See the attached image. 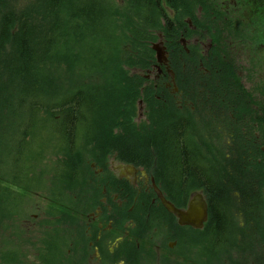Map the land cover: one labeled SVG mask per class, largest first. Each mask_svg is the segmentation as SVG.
Here are the masks:
<instances>
[{
    "label": "trees",
    "instance_id": "obj_1",
    "mask_svg": "<svg viewBox=\"0 0 264 264\" xmlns=\"http://www.w3.org/2000/svg\"><path fill=\"white\" fill-rule=\"evenodd\" d=\"M28 1L30 5H27L26 9L16 11L20 20L18 19L17 23L18 31L16 30L13 37L11 36V43L17 44L19 51H26L30 46L41 50L38 51V55L28 54L22 57L17 54L14 57L16 72L12 74L11 79L14 87L0 94V104L6 106L9 114L15 118L12 122L6 120L9 124L12 123L10 128L12 130L14 128V132L11 131L8 136L7 151L0 154L1 161L7 165H0V219H5L9 213L12 215L11 211L15 210L19 213L16 221L18 222L22 211L20 207L23 208L24 202L27 203L26 200L30 198L27 201L32 202L33 213L38 215L35 222L42 228L45 224L44 205L53 218L60 217V219H53V222H49L51 227L43 230L44 239L41 245L44 252L37 258H49L48 255L51 256L54 252L51 247L55 246V254L60 260L84 264V258L80 262L73 256L76 245L74 234L79 231L77 226L74 227L76 223L71 221L74 215L53 210L59 208L66 211L74 210L79 202L86 200V190L98 188L99 192L98 180L101 175L95 174L91 164L103 169V165L114 158L118 162L144 168L157 180L160 189L173 202L179 201L171 198L174 192H177L178 197L181 193L189 194L191 191L203 190L210 214L208 231L211 230V218L218 215L221 217L223 210L216 205V192L213 191L215 183L205 182V171L219 180V189L228 190L227 183H222L218 177L217 170L222 167L219 162H223L224 170L234 172L237 161L250 160L254 151L246 136L236 135L232 141L233 145L239 142L247 143L248 148L240 147L238 150L237 159L226 151L234 147H227L222 136L216 135L217 139H221L224 150L219 141H217L218 145L215 141H208L201 132V129L208 125L201 119L200 112L197 119L198 117L196 118L188 108H178L168 91L163 87H154L145 75L155 63L153 52L149 47V44L156 39L155 31L158 29L163 33L164 26L169 27L172 21L167 17L168 11L173 12L174 18L193 17L197 14L198 8H201L204 18L218 16L222 13L215 10L217 2L214 0H119L124 4L122 10V3L115 5L112 0H100L104 5L109 6L112 14L108 12L106 16L103 12L100 17H96L94 0ZM179 2H184V6H179ZM83 6L88 14L87 19L85 13L80 11ZM245 9L250 12L249 15L258 13L264 16V7L249 5ZM5 15L8 16L9 12L7 11ZM26 17L29 18L25 20ZM153 17L156 19V25L150 27L148 31V27L144 24ZM166 17V24H163L161 18ZM28 20H31L30 25ZM7 21L4 16L0 30V45L6 50L9 46L4 44L3 34L5 32L8 34ZM98 21L104 23V26L98 29L99 33L96 35L81 29V24H96ZM209 22L210 25L217 24L212 20ZM178 23L181 24L180 19ZM25 26L38 28V32L42 30L45 36L39 38L36 33L30 45L20 36ZM62 30L63 33L60 34ZM222 32L227 30L217 28L213 33H209H212L210 37L214 38ZM41 41L45 42L44 45H41ZM96 43L105 46L106 50L101 53L94 52ZM10 49L9 47V53ZM173 49L179 50V54L176 52L172 55L175 62L179 57L185 62L190 61V55L184 54L178 43H171L170 50ZM9 57L10 55L6 57V61H1L8 71L11 68L9 67L11 64L8 63ZM190 85L192 103L199 106L201 93L196 78L190 81ZM39 86L43 89L42 101L34 99ZM23 91L28 92V97L25 99L22 98ZM29 99H31L30 103H28ZM84 99L91 104L89 109L85 108ZM139 101L146 110L144 111L143 108L142 116L136 123L134 119L137 114L134 116V110ZM106 102L111 108L104 109L105 106L102 104ZM98 118L99 120H95ZM71 121L75 123L74 128L67 126ZM184 121L188 125H184ZM93 126L103 128L107 136L100 137ZM48 127L50 133L46 131ZM40 129L39 137H44L47 148L53 147L55 163L58 164L45 165L47 168L45 174L36 173L42 167L43 154L34 148L35 142L31 139L25 144V148L21 146L22 141L28 140L31 134L32 137H38L36 132ZM159 130L162 134L157 138L155 135ZM16 131L23 135L24 139H18ZM73 135L78 138L76 142L71 140ZM125 141H128L126 145H124ZM73 144L75 147L72 146ZM29 147L30 150H26ZM204 148L211 150L212 154L209 157H203ZM86 154L91 160H87ZM45 170L41 168L42 172ZM72 170L78 173L76 179L71 176ZM162 173L176 176L181 181L188 180L193 186L177 191L178 189L170 185ZM46 177L51 184L44 188L46 192L40 194L41 188L38 186H43ZM10 181L13 185H10ZM231 197L239 202L242 201L232 194ZM34 199L43 200L35 202ZM4 201L7 205H4ZM40 203L42 206L39 205ZM84 208L86 209V206ZM8 227L0 223L1 229L6 230ZM18 234L17 229V239L24 240L23 232ZM60 236L62 239L56 240ZM86 248L84 246L83 251ZM13 253L14 251H11L9 254ZM115 261L116 258L113 259V262Z\"/></svg>",
    "mask_w": 264,
    "mask_h": 264
},
{
    "label": "flooded vegetation",
    "instance_id": "obj_2",
    "mask_svg": "<svg viewBox=\"0 0 264 264\" xmlns=\"http://www.w3.org/2000/svg\"><path fill=\"white\" fill-rule=\"evenodd\" d=\"M222 1L215 3V10L222 13L218 16L204 18L201 8H198L197 16L174 18L173 12L168 11L167 17L172 20L169 27L163 25V33L156 29V39L152 42L162 44L166 62L159 64L155 60L146 76L154 87L166 89L178 108H188L196 118L200 112L204 120H207L205 124L213 127L217 136H222L227 147H239L238 144H232L236 135L247 137L254 153L250 160L237 161L234 172L240 171L245 175V171H248L255 176L246 177L250 190L237 189L235 197L241 200L242 195L258 194L264 198V91L255 92L254 86H244L239 60L241 50L245 48L240 47L239 37L242 33L234 31L235 23H238L241 17L239 9H245L249 5L264 7V0H230L234 3L232 10L225 4L226 0ZM8 3L11 4L12 1L0 0V11L7 9L10 5ZM12 13L16 14V10L11 9L9 15ZM9 15L4 16L8 19ZM245 16L251 19L253 25L257 23L264 25L263 15L257 13ZM3 17L0 19V30ZM167 17L161 18L163 24H166ZM179 19L181 24L178 23ZM211 20L217 24L210 25ZM217 28L227 32L211 38L210 34ZM229 29L231 31H228ZM7 30L11 40L16 29L9 24ZM152 43L149 44L150 49ZM171 43H178L183 53L190 55V61L185 62L179 57L175 62L172 55L176 52L179 54V50H170ZM229 44L231 48L228 53L236 55L239 60L223 52L224 47L228 49ZM254 50H257V54H262L264 42L256 44ZM252 68L261 69L262 72L259 73L263 75H259V79H264V64L258 65L256 59ZM191 71L195 74L200 87L199 106L192 103L190 85L192 79H189ZM215 120L219 121L217 127L214 126ZM107 163L106 171L110 169L114 179L109 178V172L103 171L101 167L95 170L96 175H101L99 178H102L100 190L105 210L99 207L92 209L87 214L88 222L84 226H78L79 231L74 235L77 259L84 258L86 264H113L114 258L118 260L115 264H125L124 261L128 264H230V260L232 264H256L258 245L264 250V242H259L256 247L248 246L243 252L242 246L245 245L242 241H246L244 229L249 227L245 218L235 216L237 220L233 231L235 245L214 249L208 231L209 208L207 221L201 228L180 225L178 218L162 207L154 186L181 211L187 210L193 191L189 194L181 193L178 196L179 201L173 202L160 189L157 180L144 168L115 160ZM95 167L92 165L93 169ZM10 185H13L12 181ZM260 203L264 205V202ZM141 205H146L151 212H159L162 220L159 223L141 224L137 217ZM257 207L256 203L253 209L257 210ZM83 210L85 209L79 208L74 210V213L83 215ZM31 222L30 213L25 224L28 237L32 236ZM181 238L184 239L183 243L180 241ZM84 246L88 248L86 252L83 251ZM228 254L230 255L227 256ZM262 254L261 259L264 258V251ZM230 256L233 258L230 259Z\"/></svg>",
    "mask_w": 264,
    "mask_h": 264
},
{
    "label": "rangeland",
    "instance_id": "obj_3",
    "mask_svg": "<svg viewBox=\"0 0 264 264\" xmlns=\"http://www.w3.org/2000/svg\"><path fill=\"white\" fill-rule=\"evenodd\" d=\"M11 1H12V3L11 4L8 3L10 5L8 6V8L6 7L7 9H2V11H0V19L7 13V11L9 12L11 9H14L16 11L17 10L18 11L24 10L27 8V5H30V1H28V0H11ZM214 1L221 2V0H214ZM223 1H225V0H223ZM112 2H114L115 5L122 3V5H123L122 10H123V8H124L123 2H121L119 0H112ZM225 4H227V7L230 10L233 9L234 3H232V1L226 0ZM239 12L241 14V17H240L238 23H235V25H236L235 32L236 33L237 32L242 33V35L239 37V40L241 41L240 47L245 48V49L241 50L240 60L236 55H232V54L228 53L230 51V48H231L230 44L228 45V49L224 47L223 52H225V54L227 53L228 55L232 56L235 60H236V58H238L239 64L241 67V77H242V81L244 83V86H246V87L254 86L253 89L255 92H262V91H264V88L262 89V86H264V79H261V80L259 79V75H263V74L259 73V72H262V70L261 69H254V68H252V66L255 64L256 59L258 61V65L264 64V52L262 54H257V52H256L257 50H254V47L256 44L264 42V25L261 23H257L255 25H253L251 22V19H248V17L245 16V14L249 15L247 13V12H249L248 10L241 8V9H239ZM196 16H197V14H196ZM0 24H1V20H0ZM228 39L231 40L230 38H228ZM8 50H9V47H8ZM8 50H6L5 48H3L0 45V94H2V92L5 90H11L10 85L13 84V80L11 81L12 75L10 74V71L6 70L5 66L1 63V61H6V57L9 55ZM93 50L96 53H101V52H104L106 50V48H105V46L96 43ZM244 64L246 65V68H244ZM61 69H65V68L61 67ZM66 70L68 72V68ZM116 96H118L117 93H116ZM39 100L42 101V98H40ZM30 102H31V99L28 100V103H30ZM141 107L142 108H140V105L138 102V105L136 106V108L134 110V116H136V114H137L136 118L134 119V121L136 123L139 121L138 112H142L143 108H144V111L146 110V107H143V106H141ZM80 114H82V112H80ZM200 116H201V119L203 120V122L207 121V120H204V116L201 113H200ZM13 119H15V118L9 114L6 106H4L1 103L0 104V154H2V152L5 153V151H7V148H8L7 142L9 139L8 136H9L11 131L14 132V128H13V130L10 128V124H12V123L9 124V122H12ZM197 119H199V117ZM6 120H9V122H7ZM46 131L48 133H50L49 127L46 128ZM36 133L38 134V137H32L33 134H31L30 136H28V140L22 141L21 146H22V148H25V144H27V142L31 139L35 142L34 148L36 150L42 152V154H43L42 155L43 160L41 161V166L46 169L44 172H42L41 171L42 167H40L36 173L37 174H42V173L45 174L47 172V168L45 165H47V166L55 165L56 166L58 164L55 163V157L53 156L54 155L53 147L51 149L47 148L45 145L46 142L40 140L39 134L41 133V129L38 130ZM16 134H17L18 139H24V136L23 135L21 136V134L19 132L16 131ZM26 150H30V147L26 148ZM112 160H115V159L112 158ZM0 165L7 166L5 163H3L1 161V159H0ZM107 167H108V163H106V165H103V171H105L107 173L109 172L108 177L111 179H114V175H113L112 171L110 169H108V171H106ZM91 168H92V164H91ZM98 168H100V167L96 166L95 169H93V168L92 169L95 172V170H97ZM240 170H242V167ZM0 171H1V169H0ZM2 172L3 173L5 172L4 168L2 169ZM100 179L102 180V178H99V180H98L99 184H100ZM44 180H45L44 184L41 183V184H43V186L42 185L38 186V188H41V189H39L40 194L43 192H46L44 188H47L51 184L47 177ZM199 191H202V193L204 195L203 190H197V192H199ZM44 194H46V193H44ZM86 195H87V198L85 200L86 202L85 201L79 202L77 204V207L74 209V210H77L79 208L85 209L84 207L86 206V209L83 210V215H80L79 213L75 214L74 210H72V209L69 211H66L65 209L59 208V209L53 210V211H61L62 213H72V215H74V216L71 217V221H74L76 223V225L74 227L84 226L85 223L88 222L87 214L92 209L99 207L103 211L105 210L104 206L102 205L101 190L100 189H99V192H98V188H96L95 190H91V189L86 190ZM110 196H112V195H110ZM28 197H30V195H28ZM29 199H27V200H29ZM32 199H33V196H32ZM27 200H26V202H28ZM42 200L34 199L35 202H42ZM0 202H1V199H0ZM4 205H7V203L5 201H4ZM39 205L42 206L41 203ZM31 206H32V202H28V203L24 202L23 208L20 207V209H22V211L20 212V219L18 222H16V221H17V215H19V213L16 211H12L13 212V213L11 212L12 215H10V213L7 214L5 219H2V218L0 219V223H2V225H4L5 227H8L9 223H11L10 226L6 230H3L0 228V264H74L72 261L64 262L63 260H60L59 256L57 254H55V246L54 247L50 246L51 249L54 250V252L52 253L51 256L48 255L49 258L48 257L37 258V256L42 255L44 252L42 245H41L43 242V239H44L43 230L48 228V227H51L50 226L51 224L49 222H53V219H60V217L53 218V216L50 215L51 213H48L47 212L48 210L45 209V206L43 205V211L45 212L44 213L45 224H44V226H42V228L37 225V223L35 221H37L38 215L36 214V216L33 218L32 222H31V226H30V229L32 230V236L28 237V236H26L25 224H26V219L28 218V215L30 213L31 214L33 213ZM25 215H26V218H25ZM17 229H18L19 234H22V232H23L24 240L17 239ZM69 233H72V231ZM60 234L62 235V233H60ZM84 242H86V240ZM87 249L88 248H86V251H87ZM11 251H14V253L13 254H7V253H10ZM261 251H262V249H258L257 255H256V260H260V261L262 260L261 259ZM73 256H74V258H76L75 254H73ZM228 259H229V257H228ZM77 260H79L80 262L82 261V259H77ZM84 264H86V263H84Z\"/></svg>",
    "mask_w": 264,
    "mask_h": 264
},
{
    "label": "bare ground",
    "instance_id": "obj_4",
    "mask_svg": "<svg viewBox=\"0 0 264 264\" xmlns=\"http://www.w3.org/2000/svg\"><path fill=\"white\" fill-rule=\"evenodd\" d=\"M94 7L96 8L95 11V16L96 17H100L101 14L104 12L106 16H108V12L110 14H112L111 9L109 8V6L104 5V3H102L100 0H94L93 1ZM152 4V3H151ZM179 6H184V2H179L178 3ZM153 5V4H152ZM142 9V8H139ZM83 11L86 15V19L88 18V14L86 11V8L83 6V9L80 10ZM107 11V12H106ZM157 14L158 12L155 11ZM159 16V14H158ZM29 17H26L25 20H27ZM18 19L19 17H17V14L12 13L9 15L8 17V21H7V26H9V24H11L17 31H18ZM106 19V18H105ZM104 19V21H105ZM20 20V19H19ZM109 20V18H108ZM103 21V22H104ZM31 20H28V25H30ZM111 22L109 21V24ZM21 24V23H20ZM154 24V25H153ZM148 27V31L151 29L150 27L155 26L156 25V19L153 17L152 20L148 21L147 24H144ZM104 26V23H102L101 21H98L96 24H81V29L82 30H87L90 31L92 34L96 35L99 33L98 29H100L101 27ZM22 28V27H21ZM20 28V29H21ZM19 29V30H20ZM6 33V32H5ZM3 34V41L4 44L6 46H9L10 49V57L8 58V63L11 64V66L9 65V71L12 74H15L16 72V68H15V63H14V57L17 56V54H19L20 56H24V55H30V54H36L38 55V51L41 50L39 48H32L31 46L28 48V50L26 51H19L17 44L15 43H11L10 37H9V33L8 34ZM37 33V36L39 38H42L45 36V34H43L44 32L41 30L38 32V28H29V27H24V29L21 31L20 36L25 40V42H27L28 44H30L31 40L33 39V37L35 36V34ZM63 33V30L60 32V34ZM45 42L41 41V45H44ZM31 45V44H30ZM46 45V44H45ZM8 55V56H9ZM196 78L195 74L193 73V71L190 72L189 75V79H194ZM11 86V90L14 87V83ZM41 91H43V89H41V86H39L37 92L34 95V99L38 100L41 98ZM28 92L27 91H23V99L28 97ZM83 104L85 106L86 109H89L91 107V104L84 99ZM102 106H105L104 109L106 108H111L109 103H105L102 104ZM25 113V112H24ZM25 116H27V113H25ZM95 120H99L95 119ZM219 124L218 120L214 121V126L217 127ZM184 125H188L187 122L184 121ZM67 126L69 128H74L75 127V123H73L72 121L69 122L67 124ZM94 131L102 138H104L105 136H107L106 131L101 128V127H97V126H93ZM202 134L205 136V138H207L208 141H215V143L217 144V141H219V143L221 144L222 148V142L221 139H217V136L215 134L214 128H210L209 126L202 128L201 129ZM161 130L158 131V133L155 135V137H160L161 136ZM26 135V134H24ZM180 135V133H179ZM78 138H76V135L71 136V140L76 142ZM41 141H45L44 137L40 138ZM128 143V141H125L124 145H126ZM237 143V141H236ZM239 145L238 148L234 147V148H228L226 151L232 153L233 156L237 157L239 156V149L240 147L244 148H248L247 147V143H243L241 144L240 142L237 143ZM218 145V144H217ZM73 147L74 144L72 145ZM219 148V147H218ZM224 150V148H223ZM212 154L211 150L209 148H204L202 150V155L203 157H209ZM86 158L87 160H91V157L86 154ZM222 167H220V170L218 171V174L220 177V180H222V183H227V187L228 190H221L218 188V183L219 180L213 178L212 176L208 175L207 171H205L206 173V178H205V182L208 183H215L214 187H213V191L216 192V205L220 206L221 209L223 210V214L220 217L219 215L216 216L215 218H211V230H209V236H210V243H213L214 249H221V248H227L229 246H234L235 245V234H234V226H235V216H240L245 218L248 223H249V227L244 229V236H245V240L242 241L243 245L242 246L245 249L248 248V246H254L256 247L259 242H264V205H261L260 202H264V198L260 197L258 194H252V195H242L241 200L242 201H237L235 199H233L231 197V194L233 196H235V192L237 191V189H249L250 187L248 185V181H247V176H255L252 172H248L245 171V175H242L240 171L238 172H233L230 170H224L225 168H223V162H219ZM223 168V169H222ZM74 169V168H73ZM189 170V167H188ZM163 174V173H162ZM71 176L72 178L76 179L78 177V173L75 170L71 171ZM163 176L167 179L168 182H170V185L172 184V186L176 189H178L177 191H179L180 189H188L190 188L191 185L189 183L188 180L186 181H181L178 177L176 176H168L167 173H164ZM160 178L162 179V176L160 175ZM232 188V190H230ZM181 191V190H180ZM248 192V191H247ZM252 192V191H251ZM231 193V194H230ZM177 192L172 193L171 198H173L174 200H179L178 197L176 196ZM258 205L257 210L253 209L254 204ZM170 204L174 207L175 205L170 202ZM162 207L164 208V206L162 205ZM137 217L138 219H140V223L141 224H149L150 222L153 223H159L162 220V215L159 212H151L148 210L146 205H141L139 211L137 212ZM206 221H207V217H206ZM180 241L183 243L184 239L181 238ZM134 246V244H132ZM258 248L263 249L262 247H260L258 245ZM230 254H228L227 256H229ZM226 256V257H227ZM233 257L230 256V259H232ZM263 260V261H262ZM260 262H256V264H264V258L262 259Z\"/></svg>",
    "mask_w": 264,
    "mask_h": 264
},
{
    "label": "water",
    "instance_id": "obj_5",
    "mask_svg": "<svg viewBox=\"0 0 264 264\" xmlns=\"http://www.w3.org/2000/svg\"><path fill=\"white\" fill-rule=\"evenodd\" d=\"M155 53V58L158 63L166 62V53L161 43H155L151 46ZM158 197L164 208L171 214L178 218L180 225H189L194 228H201L206 221L207 204L202 195L197 193L192 196L188 203V208L185 212L174 208L169 202H167L161 193L155 188Z\"/></svg>",
    "mask_w": 264,
    "mask_h": 264
}]
</instances>
